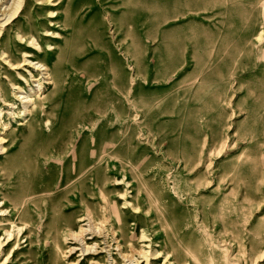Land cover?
<instances>
[{
	"label": "rangeland",
	"instance_id": "374dc122",
	"mask_svg": "<svg viewBox=\"0 0 264 264\" xmlns=\"http://www.w3.org/2000/svg\"><path fill=\"white\" fill-rule=\"evenodd\" d=\"M16 29L43 42L34 62H62L29 112L13 84L30 94L37 71L11 65L30 47ZM3 33L0 189L39 193L42 211L30 196L19 227L0 216V264H264V0H28ZM105 204L121 246L72 240Z\"/></svg>",
	"mask_w": 264,
	"mask_h": 264
},
{
	"label": "bare ground",
	"instance_id": "6f19581e",
	"mask_svg": "<svg viewBox=\"0 0 264 264\" xmlns=\"http://www.w3.org/2000/svg\"><path fill=\"white\" fill-rule=\"evenodd\" d=\"M52 3H53L52 6H54V7L57 6V4H58L55 1H53ZM7 4H8V1H7ZM27 4H28V0H13L10 5L5 6L2 4L0 6V13H1L0 16H4V18L3 19L1 18V20H0V23H1L0 24V27H1L0 39L4 37L3 32L6 31L7 26H9L10 24L12 25V23L16 19H18L20 17V15H22V13L25 12V10L27 8ZM48 16H49V18H52V19L55 18L56 17L55 11H49ZM8 23H9V25H8ZM61 23H62V26L65 25L63 20L61 21ZM51 24H53V21H51ZM15 33H16V36L18 38L17 40L22 42V44H20L18 41H15L16 45L23 47L24 46L23 43H26L27 41L30 40V43H29L30 47L26 48V50L23 52L22 62H12V63L8 62V63L9 64L11 63L12 66L20 67L23 64V62H26L28 67H30V68H32L38 72V73L36 72V74H34L33 72H31L33 70H30L31 75L34 77L33 82L35 83L34 86H32V87H31V85H29V81L25 77L21 76L22 80L26 81L28 86L31 87V92H29L30 94H28L27 91L24 90L25 88H23L22 86L13 84L14 90H16V92L13 94V96H14L13 98L22 103L23 109L25 110V112H29L28 111L29 105L36 106V98L41 99L43 96H45V92H46L47 88H49L50 86H52L53 88H56L59 85V82L62 79V66H61L62 62H61V60H60L61 58L59 56L57 57V60H56V63L54 66H50L48 63L42 64L39 62H34L32 59L35 57L36 51H43L44 50L43 42L41 41L39 35L36 32L30 31L28 29H26V30L16 29ZM55 34H56L55 37L54 38L52 37L53 39H50L51 41L52 40L54 41L55 38L60 37V34H58L56 32H55ZM50 50H51V53L56 54V44L55 43L54 44L52 43L50 45ZM4 54H6V53L4 52ZM40 75H41V77H39ZM32 96L33 97L35 96V99L32 98ZM1 97L3 99V102L7 106H13L11 101H7L4 98V95L1 94ZM41 102L43 105H47L51 101L45 99V100H42ZM3 111H4V109L0 108V118L1 119L4 118L3 117ZM1 151L4 152L5 149L0 147V152ZM65 159L63 160V162L71 159V155L69 154ZM18 162L19 161L8 162L9 163L8 165L10 167L12 165L17 164ZM49 162H50L49 160H45L46 164H48ZM82 172H85L83 167L73 170L72 174L70 176H67V175L64 176V180L61 181V184L63 185L65 182L69 183L72 180L73 176H75V174H78V176H81ZM4 176H6V174ZM11 178L13 179V177H11ZM0 179H1V176H0ZM18 180L20 183L21 178L18 177ZM79 189H81V188H79ZM2 191H3V189L1 188L0 189V216H4V217H2L1 223L2 222L6 223L7 221L5 222V220H9L10 222L8 223V225H11L13 228L20 226V222H21L22 218H19L17 221L14 222L12 220V218L14 217L13 213H16L18 211V207H21V205L26 204V202H27V200L25 199L26 197L28 198L30 196H33L31 198V200L29 199L28 203L29 204L35 203L36 210L42 211L39 208H37L38 206L36 203L37 202L36 195H38L39 193H36L32 190L31 192L26 193V194L25 193H22V194L21 193H19V194L14 193L16 196H13V198H9V197L5 196V194ZM44 192H46V191H44ZM63 192L65 194L68 191L60 190V191H56V192L55 191L49 192L50 194L43 195L42 200L47 201V203L49 205L50 200L55 199V197H57L60 194H63ZM40 206L43 207L42 205H40ZM10 207H11V210L6 211V209H8ZM103 208H104V215L102 216V219H98V217L95 215V213L91 212L90 210H87L86 214L80 217L79 221H81V222L87 221L86 226H88V227L81 225L79 231L72 234V240L76 239V240L83 242L84 236L87 233L91 232V233L96 234L97 236L101 237L102 239H104L106 241L108 239H110L111 235H112L113 239L116 240L118 243L117 247L121 246L119 243V240H118V233L116 231L115 224H112V216L113 215H112L111 208L109 206H107L106 204ZM68 224H69V221H65L64 226L65 227L70 226ZM109 227H110V231L108 230ZM8 228L9 227L5 226V224L1 225V227H0V232L5 231L4 233L8 234V238H6V239L4 238V240L0 242V259L3 257V255H4L3 253L7 252L8 249L10 248V246H12V244H13L12 242L14 241L13 234L11 232L7 231ZM93 246H95V245H93ZM84 249H86V251L89 252V251L93 250V247L87 246ZM102 250H104V248ZM72 251H73V249H72ZM86 251H84V252H86ZM93 251H95V249ZM96 253H98V250H96ZM123 256H124V258L128 259V261H131V262L134 261L135 262V257H134L135 255L133 256V255H124L123 254L122 257ZM6 261L7 260H5L4 262H6ZM91 264H102V263H100L99 261H95V259L92 258Z\"/></svg>",
	"mask_w": 264,
	"mask_h": 264
}]
</instances>
